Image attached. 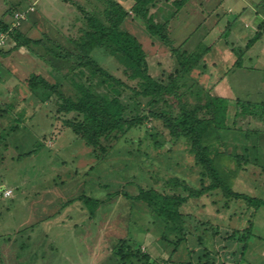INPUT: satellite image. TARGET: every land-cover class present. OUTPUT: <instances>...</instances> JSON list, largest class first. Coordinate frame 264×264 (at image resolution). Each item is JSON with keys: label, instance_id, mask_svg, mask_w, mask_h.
I'll return each instance as SVG.
<instances>
[{"label": "rangeland", "instance_id": "obj_1", "mask_svg": "<svg viewBox=\"0 0 264 264\" xmlns=\"http://www.w3.org/2000/svg\"><path fill=\"white\" fill-rule=\"evenodd\" d=\"M118 1L129 11L124 27L148 53L150 73L158 77L173 71L170 51L146 30L140 16L133 14L132 2ZM220 1L193 0L172 17L173 0H156L150 13L156 23L172 21L174 45L187 40L186 46L194 49L199 43L214 42L206 56L208 66L192 73L204 88L217 94L216 84L222 80L233 106L237 99L264 104V54L257 57L261 49L264 53V37L254 50L247 48L248 39L255 33V16L252 12L239 14L245 3L251 2ZM99 2L0 0V264H120L114 248L125 237L150 255L151 264H264V206L250 207L243 200L226 199L218 191L190 199L182 211L208 221L219 232L211 237V230L203 231L205 226L201 229L206 239L202 245L191 235L171 255L163 223L144 209L143 201L132 200L139 188L168 192L164 188L167 178L178 177L194 188L200 187L201 168L189 141L172 139L163 120L153 117L155 113H179L176 99L166 97L152 104L150 99L136 96L133 89L122 87L120 98L127 117L148 115L150 119L104 140L110 150L100 157L66 127L65 121L76 114L59 113L56 94L43 89L33 92L26 84V77L38 73L52 83L60 82L66 95L75 96L77 81L97 93L114 95L102 77L78 66L75 59L56 60L54 53L45 49L55 47L53 43L73 46L71 40L79 38L87 26L84 11L103 12ZM14 11L25 17L20 21V33L44 40L45 45L17 48L12 37L4 36L1 29L15 20ZM218 11L222 16L216 18ZM247 21L252 24L249 28ZM240 49L245 54L243 66L234 67L239 57L234 50ZM92 56L109 73L138 88L137 81L129 79L109 50L97 49ZM188 101L197 102L193 95ZM232 107L230 125L236 121L235 126L243 129L238 135L224 132L226 146L220 148L233 156H244L242 159L248 156V163L240 164L242 169L232 188L264 199V107L260 106L259 118H237ZM8 109L11 114L3 118ZM245 130L251 132L252 140L245 142ZM251 146L258 147L256 152ZM231 162L236 169L234 160ZM6 190L11 193L6 195ZM81 196L101 204L91 210ZM251 226L253 237L243 253V243L230 237L234 230L241 234ZM165 249L168 251L163 254Z\"/></svg>", "mask_w": 264, "mask_h": 264}, {"label": "trees", "instance_id": "obj_2", "mask_svg": "<svg viewBox=\"0 0 264 264\" xmlns=\"http://www.w3.org/2000/svg\"><path fill=\"white\" fill-rule=\"evenodd\" d=\"M99 1L103 3L101 5L104 7L103 12L92 13L81 9L85 12L87 26L79 38L71 40L73 46L53 43L55 47L44 48L47 52L50 49L56 60L69 61L75 59L78 66L86 67L94 76L102 77L103 83L113 89L114 95L108 96L97 93L85 83L78 81L74 83L75 96L66 95L60 89V82L52 83L38 73L26 77V84L33 92L43 89L51 94H56L58 112L76 114L74 118L65 121L66 127L82 139L92 149L93 154L100 155V157L106 156L110 150V147L105 146L104 140L124 129L141 126L150 119L148 115L135 118L127 117L126 106L120 98L122 87L133 89L136 96L148 98L152 104H157L167 99L166 97L176 99L179 104V113L175 115L155 113L153 117L163 120L172 139L189 141L191 152L201 168L200 187L194 188L185 179L173 177L165 180L164 188L169 189L168 192L160 191L154 187L139 188L138 194L131 198L132 200L143 201L144 209L155 216L158 222L163 223L164 239L168 242L171 255L175 254L191 235H194L198 243L202 245L206 240L205 233L201 232L203 227L206 226L204 232L208 229L211 230V237H214L219 229L212 226L208 221L204 222L195 215L182 211L183 205L190 199L201 198L218 191L226 199L243 200L250 207L264 206V199L234 191L232 188V182L238 177L242 169L240 164L242 162L248 163V156L245 155L244 160L242 159L244 156H233L226 150H221L223 146H226L224 137H227V133L234 131L230 134L238 135L243 129V127L237 128L235 126L236 121L230 125V110L233 106L230 103L231 100L213 94L199 84L196 78L192 77V73L196 69L202 70L208 66L206 56L212 45L199 43L196 48L192 49L186 46L187 40L180 45H174V41L170 37L172 21L168 19L163 23H156L152 13H150L151 6L155 4L156 0H129L132 2L133 14L136 13L140 16L145 22L146 30L152 36L157 37L164 47L168 48L174 59V70L163 72L161 76L156 77L150 73L148 53L143 43L124 27V22L130 18L129 11L118 0ZM190 1L193 0H173L175 11L172 17L176 16ZM223 1L221 0L219 4ZM250 2V5L246 4L243 11L239 13L252 12L255 16L253 22L255 33L248 39L247 48H251L264 37V0H250ZM16 13L14 11L13 14L15 20L9 24H3L1 31L5 32L4 36L6 38L12 37L17 48L31 47L35 44L45 45L44 40L26 38L20 33L21 19L20 21L16 19ZM217 16H222L221 12L216 14V18ZM17 21L19 22L17 23ZM232 24L233 22L229 25ZM97 49L109 50L111 54L116 56L124 66V71L129 79L137 81L138 88H131L124 80L115 77L100 66L92 56V53ZM234 51L239 55L234 67H242L244 50ZM191 95L196 97L197 102L195 104L188 101ZM260 106L264 107V104L237 99L232 108L235 110L237 118L239 115L259 118L261 116L259 114ZM10 111L11 109H8L3 118L9 116ZM2 112H0L1 115H3ZM14 130L18 131L19 129L14 128ZM251 136H253L251 132L245 130L243 134L245 142L252 140ZM250 149L252 152L254 150L256 152L258 147L251 146ZM32 153L33 151L29 152L28 155ZM231 160H234L237 166L234 170L231 166ZM81 199H84L91 210L101 204L100 200L91 197L81 196ZM252 237L251 226L241 234L234 230L230 238L237 240L238 243H243L242 252L244 253L248 248V241ZM114 250L115 255L120 259V264H136L135 262L139 263V261L141 264L154 263L150 262L149 254L144 253L140 247L138 248L134 244L132 238L119 239Z\"/></svg>", "mask_w": 264, "mask_h": 264}, {"label": "crops", "instance_id": "obj_3", "mask_svg": "<svg viewBox=\"0 0 264 264\" xmlns=\"http://www.w3.org/2000/svg\"><path fill=\"white\" fill-rule=\"evenodd\" d=\"M245 2H246V0H245ZM245 5H246V3H245ZM219 12V11H218ZM218 12H216V13H218ZM245 25L249 28V27H251V22H245ZM254 26V25H253ZM254 28H255V26H254ZM208 35H209V31H208V34L206 35V37L205 38H207L208 37ZM214 43V42H213ZM212 42H210V44H207V45H212L213 44ZM257 45V43L254 45V46H252V50H254V48H255V46ZM259 51V50H258ZM262 54H264L263 52H262V49H261V51H259L258 53H257V57H259L260 55H262ZM256 57V56H255ZM245 66L247 67V64H245ZM220 81H222V80H220ZM220 81L216 84V90H217V94L216 95H219V96H223V97H227V98H229V95H228V93H227V88L223 85V84H221L220 83ZM219 89L221 90V92L219 91ZM166 251H168L167 249H165L164 250V253L163 254H165V252ZM170 257V256H169ZM169 264V263H168Z\"/></svg>", "mask_w": 264, "mask_h": 264}, {"label": "built area", "instance_id": "obj_4", "mask_svg": "<svg viewBox=\"0 0 264 264\" xmlns=\"http://www.w3.org/2000/svg\"><path fill=\"white\" fill-rule=\"evenodd\" d=\"M15 17H16L17 20L20 21V19L24 18V15H22V14H20V13H17V14H15ZM19 21H17V23H18ZM17 23H16V24H17ZM10 193H11V191H9V190H6V191H5V194H6V195H9Z\"/></svg>", "mask_w": 264, "mask_h": 264}]
</instances>
